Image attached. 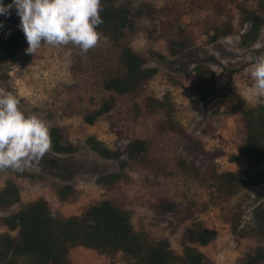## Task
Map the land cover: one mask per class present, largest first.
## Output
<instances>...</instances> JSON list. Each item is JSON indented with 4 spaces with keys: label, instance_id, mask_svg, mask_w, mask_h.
<instances>
[{
    "label": "rangeland",
    "instance_id": "rangeland-1",
    "mask_svg": "<svg viewBox=\"0 0 264 264\" xmlns=\"http://www.w3.org/2000/svg\"><path fill=\"white\" fill-rule=\"evenodd\" d=\"M135 5L148 2L160 10V21L146 17H132L133 31L126 41L146 61L155 67L156 75L134 95H114L116 105L107 118L88 125L83 117L96 110L110 93L102 88L105 61L114 55L109 43L103 40L81 62L78 47L42 45L35 55L22 49L8 68L9 79L0 90L10 91L20 99L25 114H36L52 126L62 129L66 139L77 150L69 155H55L51 151L38 166L27 168L36 178H16L0 172V188L12 179L20 189L21 201L0 216L16 211L20 205L43 198L55 217L80 215L88 206L111 200L116 206L131 213L135 231L143 232L151 240L167 239L171 249L180 254L181 237L194 221L216 234L205 247L195 245L213 264H235L256 244L233 232L236 223L240 230L247 222V213L264 203V183L253 190L242 191L225 201L217 200L211 192L175 174H162L133 168L126 171L127 179L114 187H104L96 179L118 171L116 162L101 159L85 145L88 136L112 147L114 135L109 123H118L127 135L152 138L155 142L154 159L171 170V158L177 147V137L157 135L158 114H150L146 103L169 91L175 104V118L194 138L202 141L209 151H221L216 160L220 172L241 171L246 160L238 154L244 143L245 128L236 109L237 100L247 107L264 106V97L257 99L250 91L254 83L248 69L256 57L264 55V29L258 41L247 49L239 46V36L246 28L240 25L237 5L253 6L250 0H134ZM134 11V9H133ZM20 20L13 8L10 15H0V40L11 34ZM231 21L232 34L210 43L208 34L213 26ZM164 24L169 37L181 31L192 46L175 57L168 53L167 43L155 31ZM151 53H157L160 60ZM203 65L208 85L198 92L193 68ZM207 70V71H206ZM70 184L75 196L60 202L55 194L57 185ZM161 199L174 201L178 212L158 216L155 204ZM7 232L0 226V234ZM70 264H129L121 253L100 254L83 247H72Z\"/></svg>",
    "mask_w": 264,
    "mask_h": 264
},
{
    "label": "trees",
    "instance_id": "trees-1",
    "mask_svg": "<svg viewBox=\"0 0 264 264\" xmlns=\"http://www.w3.org/2000/svg\"><path fill=\"white\" fill-rule=\"evenodd\" d=\"M253 6L237 5L240 25L246 28L240 34L239 46L251 48L260 38L264 29V0H250ZM4 4L12 0H3ZM103 11L100 13L103 23L97 31L103 33L114 51L112 57L105 61V76L102 88L110 93L100 106L87 113L83 120L88 125L107 118L115 108L114 95H134L156 75L155 67L146 66V61L127 43V35L133 31L132 17H146L159 20L160 10L141 2L135 5L134 0H102ZM134 9V11H133ZM160 21V20H159ZM161 22V21H160ZM15 24L14 31L0 40V87L9 79L8 68L16 55L28 47L22 30ZM162 24L156 32L167 43L170 56H177L189 49L190 40L180 31L177 37H169ZM208 34L210 43L232 34L231 21L221 26H213ZM87 53H91L89 50ZM152 56L164 59L157 53ZM85 54L78 56L79 61ZM205 67L193 68L198 82L195 89L201 92L209 79ZM207 71V70H206ZM236 109L245 128L244 143L239 146L238 154L247 166L241 171L220 172L216 160L223 155L221 151L207 150L202 141L192 137L175 118V104L172 94L166 91L160 98H152L146 103L150 114H158L155 125L157 135L177 137V147L171 158L172 168L158 159H154L155 142L152 138L132 137L122 127L110 122L109 127L114 135L112 147L88 136L85 145L101 159L116 162L118 171L99 176L96 183L104 187H114L127 179L126 171L133 168L147 169L152 172L175 174L207 189L219 201H225L242 191H250L264 183V106L247 107L237 100ZM55 155H69L77 148L70 143L61 128L50 127ZM16 178L33 180L36 175L27 171H4ZM75 189L70 184L57 185L55 194L60 202L75 196ZM20 189L12 179H7L0 188V210L7 211L19 205ZM158 216L178 212L177 204L169 199H161L155 204ZM246 224L238 230L236 223L233 232L252 239L256 246L253 251L238 258L235 264H264V203L254 206L247 213ZM0 226L7 232L0 234V264H70L69 251L72 247H83L100 254L115 255L121 253L129 264H213L195 245L205 247L211 243L216 234L205 227L202 222L194 221L181 237L182 251L175 253L167 239L151 240L147 234L135 231L131 213L116 206L111 200H103L88 206L80 215L55 217L47 202L39 198L20 205L16 211L0 216Z\"/></svg>",
    "mask_w": 264,
    "mask_h": 264
},
{
    "label": "clouds",
    "instance_id": "clouds-1",
    "mask_svg": "<svg viewBox=\"0 0 264 264\" xmlns=\"http://www.w3.org/2000/svg\"><path fill=\"white\" fill-rule=\"evenodd\" d=\"M13 8L20 18L18 27L27 41L28 54L35 55L45 44H71L85 54L107 41L97 31L103 23L102 0H12L7 5L0 0V15L9 16ZM248 71L254 81L250 91L257 99L264 97V55L256 57ZM52 148L47 121L25 114L15 94L0 90V172L38 166Z\"/></svg>",
    "mask_w": 264,
    "mask_h": 264
}]
</instances>
